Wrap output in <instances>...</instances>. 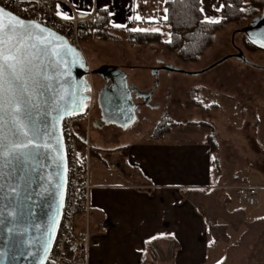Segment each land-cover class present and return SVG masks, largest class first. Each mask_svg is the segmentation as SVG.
<instances>
[{
  "label": "crops",
  "instance_id": "0c3cea01",
  "mask_svg": "<svg viewBox=\"0 0 264 264\" xmlns=\"http://www.w3.org/2000/svg\"><path fill=\"white\" fill-rule=\"evenodd\" d=\"M46 1L61 18L106 11L108 32L121 39L127 31L155 32L167 16L166 0ZM200 7L206 21L219 20L221 0H200ZM226 101L227 108L207 116L215 154L210 132L186 126L161 140L125 141L114 149L129 146L125 155L100 152L104 169L94 174L89 160L88 264H264L248 260L254 242L264 238V201L258 197L247 207L237 195L241 186L264 192V173L257 170L264 161V119L248 115L231 97ZM152 241L160 256L150 251Z\"/></svg>",
  "mask_w": 264,
  "mask_h": 264
},
{
  "label": "water",
  "instance_id": "95a60500",
  "mask_svg": "<svg viewBox=\"0 0 264 264\" xmlns=\"http://www.w3.org/2000/svg\"><path fill=\"white\" fill-rule=\"evenodd\" d=\"M0 9L6 18L11 14L26 24H38L44 33L36 28L29 31L34 36H46L58 53L57 57L42 56L47 67H41V77L35 84L27 85L33 99L31 104H26L28 96L24 95L20 101L24 114H17L26 125L44 130L43 139L34 141V145L41 146L30 145L22 152L0 158V264H44L58 231L65 198L66 152L62 125L66 118L79 114L89 100L90 84L86 78L90 70L83 53L66 37L18 17L2 6ZM260 17H264V11ZM261 32L254 20L242 33L251 39ZM57 59L60 64L56 63ZM92 73L112 82L110 89L98 94V105L106 119L111 123L133 121L137 106L128 89L126 74L116 66L99 68ZM43 75L50 79H43ZM140 97L146 106L150 105V95L137 91L136 98ZM4 131L6 149L27 139L13 135V122L8 115Z\"/></svg>",
  "mask_w": 264,
  "mask_h": 264
},
{
  "label": "rangeland",
  "instance_id": "374dc122",
  "mask_svg": "<svg viewBox=\"0 0 264 264\" xmlns=\"http://www.w3.org/2000/svg\"><path fill=\"white\" fill-rule=\"evenodd\" d=\"M249 23L250 21H244L228 25L216 34L213 45L206 50L199 62L189 64L179 62L159 43L136 46L125 39L126 35L125 40L112 35L106 41L95 36V39L89 40L86 50L81 43V51L90 71L115 65L126 74L128 85L135 86L148 97L151 95L149 91L152 90L153 93L149 100L150 105H139V111H136L133 121L111 124V121L104 117L102 123L93 125L100 117L94 102L96 103L97 93L103 87V83L99 76L89 75L86 78L90 84L89 102H93L89 129L86 131L84 123L78 124L75 130L77 135L85 143L88 140L89 146L101 156L100 152L112 151L123 142L136 139L135 137L147 139L152 137L156 123L164 114L172 121L184 124L182 127L185 128L188 122L204 121L203 123L208 124L207 116L211 113V106L215 104L218 109L221 105L227 108V97H231L236 104L246 109L248 115L264 119V52L249 53L244 49L242 32ZM256 24L260 26L262 32L247 39L252 44L264 48L261 46L264 43V17L256 19ZM151 30L159 33L163 42L169 37L170 31L166 25L155 26ZM158 59H161L160 64ZM192 91H198L197 100L208 110L191 105ZM140 101L138 100L139 104ZM229 105L235 107L233 103ZM196 127L198 129L199 126ZM203 129L210 132L208 128ZM115 152L107 154L113 155ZM97 155L93 154L90 157L92 174L94 171L104 169L101 166L103 162ZM257 170L264 173V161L257 165ZM259 200L264 201V192L260 193ZM254 243L255 248L251 250L248 260L262 263L264 238Z\"/></svg>",
  "mask_w": 264,
  "mask_h": 264
},
{
  "label": "built area",
  "instance_id": "2783aa9c",
  "mask_svg": "<svg viewBox=\"0 0 264 264\" xmlns=\"http://www.w3.org/2000/svg\"><path fill=\"white\" fill-rule=\"evenodd\" d=\"M0 6L14 15L48 27L81 51L78 24L83 20H93L94 12L85 17L74 15L71 19L58 17L46 0H0ZM99 33V29H96ZM82 52V51H81ZM90 100V97H89ZM89 100L77 115L63 121L62 131L66 152V187L62 214L51 251L44 264H88V253L92 233L90 216V146L88 140L82 150L78 149L76 129L84 123L89 129L93 102ZM260 187L241 186L237 188L238 198L247 207L256 205ZM81 221V226H78Z\"/></svg>",
  "mask_w": 264,
  "mask_h": 264
},
{
  "label": "trees",
  "instance_id": "16d2710c",
  "mask_svg": "<svg viewBox=\"0 0 264 264\" xmlns=\"http://www.w3.org/2000/svg\"><path fill=\"white\" fill-rule=\"evenodd\" d=\"M167 16L165 25L169 28V40L161 41L160 34L157 32L143 31H127L125 33L126 40L136 46H147L152 43H159L170 52L182 64L197 63L210 48L216 34L223 31L228 25L238 24L244 21L253 22L260 17L264 11V0H221V9L219 11V20L216 22H208L204 19L201 12L200 0H166ZM108 14L104 10H97L93 20H83L78 24V33L81 43L95 39L106 41L112 37L109 33ZM249 23V25H250ZM99 29V33H96ZM242 45L249 53L264 52L255 44H252L247 39V36L242 34ZM198 91L191 92L190 103L192 106L202 110L204 108L200 101L197 100ZM212 109H217V105L213 104ZM184 124L172 121L167 114L162 115L156 123L152 139L161 140L175 127H182ZM186 126H201L208 128L207 141L210 147V152L215 154L216 143L211 132L210 125L203 122H188ZM77 146L79 150L85 146V141L76 135ZM129 146H125L108 152H121L126 154ZM91 155L98 154V151L90 146ZM105 161V160H103ZM150 251L154 257L160 256V246L155 241L148 244Z\"/></svg>",
  "mask_w": 264,
  "mask_h": 264
},
{
  "label": "snow or ice",
  "instance_id": "6c2138e0",
  "mask_svg": "<svg viewBox=\"0 0 264 264\" xmlns=\"http://www.w3.org/2000/svg\"><path fill=\"white\" fill-rule=\"evenodd\" d=\"M63 18L70 19L67 15ZM30 28L39 29L40 33L45 31L38 24H26L11 14H7L6 18L4 10L0 9V158L22 152L23 149L34 145V141L43 139L44 130L41 127L26 125L17 114H24L20 107L24 95L28 96V101L24 102L26 104H31L33 99L27 85L29 82L35 84L41 77V67H47L43 64L42 56L57 57L58 53L55 48H51L46 36H34L29 31ZM33 40L36 42L33 43ZM261 46L264 47V43ZM56 63L60 64L61 61L57 59ZM42 78L50 79L47 75H43ZM6 115L12 118L13 135L27 138L7 149L4 131ZM34 146L41 145L36 143Z\"/></svg>",
  "mask_w": 264,
  "mask_h": 264
},
{
  "label": "flooded vegetation",
  "instance_id": "af4514ba",
  "mask_svg": "<svg viewBox=\"0 0 264 264\" xmlns=\"http://www.w3.org/2000/svg\"><path fill=\"white\" fill-rule=\"evenodd\" d=\"M158 61V63L160 64L161 63V59H158L157 60ZM161 66H163V65H161ZM93 71H90V74L89 75H96V74H93L92 73ZM88 75V76H89ZM97 76H99V75H97ZM99 78L101 79V81H102V83H103V87L98 91V93H97V98H96V103L94 102V106H95V104H96V107H97V109L99 110V113H100V117L98 118V119H96L95 120V122L93 123V125H96L98 122H100V123H102V118H106V115L104 116V114L102 113V111H101V109H100V107H99V105H98V94L101 92V91H103V90H105V89H110V87H111V85H112V82L111 81H106L105 79H103L101 76H99ZM126 82H127V76H126ZM127 86H128V89L131 91V96H132V99H133V101H134V103L136 104V110H135V115H136V111L138 110V108H139V105H141V106H144V105H146V102L144 101V99L143 98H136V92L137 91H139L138 89H136L135 88V86H132V85H128V83H127ZM148 92V91H147ZM150 93H151V95H150V99H151V96H152V93H153V91L151 90V91H149ZM140 93H141V91H140ZM138 100H141L140 102V104L138 103ZM139 111V110H138ZM112 124V123H111Z\"/></svg>",
  "mask_w": 264,
  "mask_h": 264
}]
</instances>
